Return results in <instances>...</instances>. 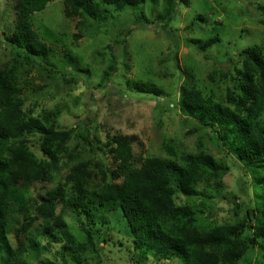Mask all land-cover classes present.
I'll list each match as a JSON object with an SVG mask.
<instances>
[{
  "label": "trees",
  "instance_id": "obj_1",
  "mask_svg": "<svg viewBox=\"0 0 264 264\" xmlns=\"http://www.w3.org/2000/svg\"><path fill=\"white\" fill-rule=\"evenodd\" d=\"M53 1L14 0L12 26L2 30L5 47L32 63L34 55L44 53L47 46L38 38L31 19ZM61 1L64 17L90 19L105 17L108 9L101 4L123 10L143 3ZM165 1L163 14L154 21L162 26L174 19L177 5L183 2ZM257 8L264 12V4ZM133 20L154 24L142 12L135 13ZM217 40L215 35L205 41L191 39L190 43L207 58L209 47ZM237 56L229 72L219 73L225 103L215 100L213 93L204 91L202 82L195 83L192 77L180 88V115L202 124L219 148L235 157L250 177L254 205L247 206L242 217L221 223L215 222L210 212L215 199L225 197L223 178L230 167L224 159L203 150L177 149L169 143L164 146L165 156L134 154L136 137L107 132L101 139V161L115 184L107 191L95 188L79 173L81 167L91 173L90 161L80 160L79 151L73 152L75 147L68 145L74 128H57L48 113L37 116L26 112L18 96L17 61L0 65V264H28V254L46 249L50 240H64L63 254H74L86 246L97 254L94 236L106 227L111 212L121 215L137 252L136 262L146 258L161 264H239L256 242L264 243V54L254 46L242 48ZM140 84L144 85L136 82L135 86ZM84 132L86 137L90 134ZM31 136L38 137L40 156L28 144ZM97 143L94 148L101 150ZM71 227L83 242H75ZM260 249L253 264H264L262 244Z\"/></svg>",
  "mask_w": 264,
  "mask_h": 264
},
{
  "label": "rangeland",
  "instance_id": "obj_2",
  "mask_svg": "<svg viewBox=\"0 0 264 264\" xmlns=\"http://www.w3.org/2000/svg\"><path fill=\"white\" fill-rule=\"evenodd\" d=\"M257 4L264 0H183L174 19L162 26L154 21L163 14L165 0H143L123 10L101 4L108 9L103 19L64 17L62 1L55 0L32 16L33 29L47 46L44 53L33 56L32 63L5 47L2 30L12 26L14 0H0V65L17 61L18 96L26 112L37 116L48 113L57 128H74L68 145L75 147L73 152L79 151L80 160L90 161L91 173L83 167L79 172L88 184L106 191L115 184L101 161V142L107 132L136 137L134 154L165 156L167 143L185 151L203 150L224 159L230 167L223 178L225 197L215 199L210 213L215 222H231L254 205L250 177L235 157L219 148L202 124L180 115V88L192 77L195 83L202 82L203 90L213 93L215 100L225 103L220 71L229 72L244 47H259L264 54V12ZM140 12L154 24L134 21V14ZM215 35L218 40L209 47L207 58L190 43L191 39L205 41ZM136 82L144 85L136 87ZM84 131L90 134L86 137ZM27 139L31 150L40 156L38 137ZM96 143L101 150L94 148ZM65 171L60 173L62 181ZM108 219L106 227L94 236L97 254L87 246L63 254L64 240H50L46 249L28 254L27 263L161 264L146 258L136 262L137 252L121 215L111 212ZM71 228L75 242H83ZM261 244L264 246L256 242L239 264H253Z\"/></svg>",
  "mask_w": 264,
  "mask_h": 264
},
{
  "label": "water",
  "instance_id": "obj_3",
  "mask_svg": "<svg viewBox=\"0 0 264 264\" xmlns=\"http://www.w3.org/2000/svg\"><path fill=\"white\" fill-rule=\"evenodd\" d=\"M250 213H251V215H253V211L252 210L250 211Z\"/></svg>",
  "mask_w": 264,
  "mask_h": 264
}]
</instances>
